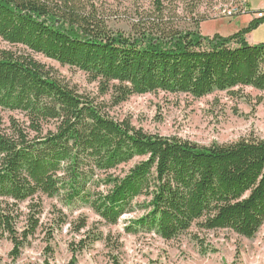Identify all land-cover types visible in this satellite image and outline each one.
Wrapping results in <instances>:
<instances>
[{
  "label": "trees",
  "instance_id": "1",
  "mask_svg": "<svg viewBox=\"0 0 264 264\" xmlns=\"http://www.w3.org/2000/svg\"><path fill=\"white\" fill-rule=\"evenodd\" d=\"M176 1L153 0L127 35L108 27L98 0H0V38L25 48H0V107L17 113L0 114V238L12 241L13 257L41 225L43 196L88 206L112 225L143 198L144 214L126 231L165 240L194 226L251 238L263 226L264 139L201 146L113 114L134 95L264 90V43L246 39L264 19L204 35L198 4L187 18L189 2ZM34 53L86 72L97 90L82 92ZM87 226L82 218L77 231Z\"/></svg>",
  "mask_w": 264,
  "mask_h": 264
},
{
  "label": "rangeland",
  "instance_id": "2",
  "mask_svg": "<svg viewBox=\"0 0 264 264\" xmlns=\"http://www.w3.org/2000/svg\"><path fill=\"white\" fill-rule=\"evenodd\" d=\"M217 1L218 4L216 0H187L188 10L180 14L190 18L191 9L198 4L193 14L207 18L199 29L209 36L216 33L229 36L247 25L248 22L236 17L238 15L222 16L230 0ZM96 5L109 28L127 35L134 31L141 14L155 11L153 0H98ZM243 11L245 6L239 10ZM186 23L182 26L190 25ZM260 26L254 31L264 38V26ZM0 48L25 49L1 38ZM34 56L53 67L60 79L82 92L97 90L86 72L42 54L34 53ZM0 114L5 118L17 115L2 107ZM113 114L119 119L129 118L136 127L147 132L177 136L201 146L228 144L242 138L264 139V90L251 86L233 91L216 90L202 98L168 92L134 95L117 106ZM138 161L120 167L118 173L128 171ZM143 201V198L135 201L134 211L112 225L88 206L68 207L62 197L43 196L41 225L36 234L17 258L11 255L12 241L0 238V264H70L73 260L75 264H264V224L251 238L228 229L207 231L197 226L172 240H165L154 232L129 233L126 227L144 214L140 207ZM27 205L28 202L22 204L25 213ZM60 215L65 217V224L58 223ZM82 218L87 220L88 226L78 232ZM25 225L23 217L19 227ZM82 239L86 247L80 250Z\"/></svg>",
  "mask_w": 264,
  "mask_h": 264
},
{
  "label": "crops",
  "instance_id": "3",
  "mask_svg": "<svg viewBox=\"0 0 264 264\" xmlns=\"http://www.w3.org/2000/svg\"><path fill=\"white\" fill-rule=\"evenodd\" d=\"M247 7L248 8H247V12L246 13L238 14V16H236L238 18L243 19L244 22L245 21L248 22L246 26H248L249 23L252 22L253 20H257L258 19L256 17L255 13L257 11L264 10V0H247ZM263 26H264V23L259 28H262ZM246 39H247L248 43H250L252 45H258V44L264 43V38H261V37L257 36L256 31H254V32L252 31L251 33L247 34Z\"/></svg>",
  "mask_w": 264,
  "mask_h": 264
},
{
  "label": "built area",
  "instance_id": "4",
  "mask_svg": "<svg viewBox=\"0 0 264 264\" xmlns=\"http://www.w3.org/2000/svg\"><path fill=\"white\" fill-rule=\"evenodd\" d=\"M247 8H248L247 7V0H245V11L236 12V5L234 4V7H231V9L229 11L223 12L222 16L223 17H234V16L241 14V13L244 14V13H246ZM255 14H256V17L258 19H264V10L257 11Z\"/></svg>",
  "mask_w": 264,
  "mask_h": 264
},
{
  "label": "bare ground",
  "instance_id": "5",
  "mask_svg": "<svg viewBox=\"0 0 264 264\" xmlns=\"http://www.w3.org/2000/svg\"><path fill=\"white\" fill-rule=\"evenodd\" d=\"M234 4L236 5V12H239L240 8L245 6V0H230L229 3L224 6L223 12L229 11L231 7H234Z\"/></svg>",
  "mask_w": 264,
  "mask_h": 264
}]
</instances>
